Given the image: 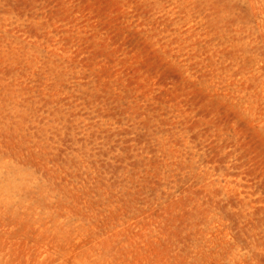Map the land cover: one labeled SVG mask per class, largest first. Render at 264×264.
<instances>
[{
  "label": "rangeland",
  "instance_id": "rangeland-1",
  "mask_svg": "<svg viewBox=\"0 0 264 264\" xmlns=\"http://www.w3.org/2000/svg\"><path fill=\"white\" fill-rule=\"evenodd\" d=\"M0 264H264V0H0Z\"/></svg>",
  "mask_w": 264,
  "mask_h": 264
}]
</instances>
